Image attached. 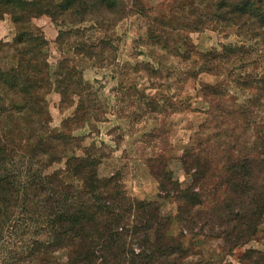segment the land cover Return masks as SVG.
<instances>
[{
    "label": "rangeland",
    "instance_id": "1",
    "mask_svg": "<svg viewBox=\"0 0 264 264\" xmlns=\"http://www.w3.org/2000/svg\"><path fill=\"white\" fill-rule=\"evenodd\" d=\"M8 1L0 2L6 21L0 71L17 81H0V113L20 108L22 97L30 107L18 119L0 118V148L15 190L1 207L0 264H67L68 250L53 245L40 200L47 178L83 189L69 171L75 158L82 160L77 165L95 164L98 178L115 179L129 196L158 202L171 218L168 234L180 244L182 264H245L247 250L264 254V224L253 239L228 247L209 226L181 228L178 203L159 194L164 175L182 188L215 181L197 183L185 173L181 156L188 145L196 141L203 150L208 138L209 144L249 140L250 111L256 125L263 123L264 84L251 87L246 76H264V47L225 22L184 27L185 19L198 23L214 12L208 0H118L124 14L106 44L97 42L104 33L91 14L73 23L58 17L60 39H49L31 26L37 16L27 17L19 0ZM23 31L31 39L18 42ZM231 47L240 49L224 51ZM18 126L35 132H5ZM48 135L52 141L44 140Z\"/></svg>",
    "mask_w": 264,
    "mask_h": 264
},
{
    "label": "trees",
    "instance_id": "2",
    "mask_svg": "<svg viewBox=\"0 0 264 264\" xmlns=\"http://www.w3.org/2000/svg\"><path fill=\"white\" fill-rule=\"evenodd\" d=\"M208 1L214 7V12L198 23H190L185 19L184 27L191 24L204 26L211 24L212 20L225 22L237 26L239 30L243 28L248 32L249 40H255V44L264 47V0ZM7 3L12 4L13 1ZM117 3L118 0H60L56 3L54 0H19L27 17L47 15L58 26V17L64 15L69 17V23H73L77 16H95V25L104 33L97 42L103 44L111 39L108 33L112 26L123 17L124 8L117 7ZM25 37L31 39V35L23 31L17 41L24 42ZM34 39L41 43V39ZM89 47L95 48L96 44ZM238 49L240 47H231L224 48V51L229 53ZM0 73V81L6 86L11 77L17 81L16 76ZM246 77L251 87L256 83L264 84V76L260 73L248 74ZM21 85L16 82L14 86ZM22 101L20 108L1 111L0 118H20L21 112L30 107L26 97H22ZM11 111L15 114H11ZM251 112L246 113L251 118L248 119L246 130H249L250 125L255 126V129L249 134V140L239 143V138L233 137L232 143L226 140L209 144L208 138L203 150L196 141L184 149L181 165L185 173L197 183H204L208 177H212L215 181L211 187L205 188L200 184L197 189L191 185L182 188L177 180H171L168 175L159 181L160 197L172 196L178 203L176 219L181 228L185 224L209 226L213 234L228 247L242 245L253 239L264 224V117L263 123L256 125ZM14 130L5 132L18 134L25 131L29 135L35 132L32 127L18 126ZM53 138L48 135L44 140L52 141ZM0 150L2 217L1 207L6 205V193L15 190L11 187V173L5 166L4 151ZM201 153L205 155L203 161L200 160ZM219 154V159H215ZM78 161L82 160H69L68 166L69 171L82 180L83 189H73L47 178L46 194L40 200L53 245L68 250L67 264H182L180 244L168 234L171 218L161 212L158 202L129 196L115 179L98 178L95 164L77 165ZM52 197L55 198L54 205L50 203ZM195 206L201 208L195 210ZM243 261L245 264H264V254L247 250Z\"/></svg>",
    "mask_w": 264,
    "mask_h": 264
},
{
    "label": "crops",
    "instance_id": "3",
    "mask_svg": "<svg viewBox=\"0 0 264 264\" xmlns=\"http://www.w3.org/2000/svg\"><path fill=\"white\" fill-rule=\"evenodd\" d=\"M4 20L0 21V25H4ZM32 27L34 29H40L44 35H47L49 39H55L57 36V28L56 25L51 21V19L47 15H39L34 18L32 21ZM30 24V23H29ZM29 25H26V28Z\"/></svg>",
    "mask_w": 264,
    "mask_h": 264
}]
</instances>
